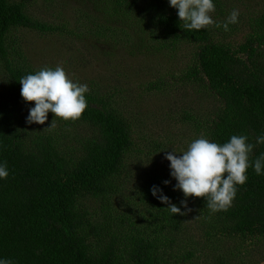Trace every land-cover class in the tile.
<instances>
[{"label": "trees", "instance_id": "trees-1", "mask_svg": "<svg viewBox=\"0 0 264 264\" xmlns=\"http://www.w3.org/2000/svg\"><path fill=\"white\" fill-rule=\"evenodd\" d=\"M31 1L64 11L69 0H60L62 6L56 5L59 0ZM105 1L113 17L129 20L126 28L107 24L88 0L82 8L70 7L72 19L81 14L89 21L83 30L35 17L27 0H0V74L6 76L3 83L10 85L8 94H0V162L6 161L10 170L6 179H0V257L12 258L15 264H187L195 255L193 250L176 255L182 247L184 214H172L169 205L152 194L154 185L177 206L187 199L183 212L196 208L211 216L208 235L214 230L263 244L264 175L248 169L247 182L237 186V196L226 211H211L205 197L186 198L182 190H174L177 181L170 175V161L165 158L159 163L160 156L155 163L150 161L154 154L169 151L168 141L134 138L133 125L112 94L91 89L86 94L88 107L79 119L58 117L65 127L83 126L86 132V136L78 133L71 146L59 130L32 128L33 123L26 122L33 101L22 97L19 79L38 70L29 65L27 49L20 44L23 31L67 33L76 39L101 36L116 44L125 42L136 53L162 54L166 62L153 75L151 88L195 86L214 100L198 118L190 117L195 133L186 140V148L202 134L221 143L234 134H246L254 143L256 136L264 134V12L253 31L238 42L222 26L184 29L178 9L169 0ZM215 4L218 17L232 11L225 7L226 1L215 0ZM151 23L162 35L150 30L142 36L144 25ZM136 40L142 48L135 47ZM184 44L195 46L192 57L180 51ZM182 61L187 65L182 66ZM177 142L175 136L171 138L173 149ZM261 153L264 144L254 149L251 159ZM132 155L136 162L125 170ZM143 168L144 179L136 181ZM165 180L171 183L166 185ZM119 193L123 201L116 207H132L130 215L120 216L122 224L129 226L128 233L114 230L106 213ZM94 202L99 206L93 207Z\"/></svg>", "mask_w": 264, "mask_h": 264}, {"label": "rangeland", "instance_id": "rangeland-1", "mask_svg": "<svg viewBox=\"0 0 264 264\" xmlns=\"http://www.w3.org/2000/svg\"><path fill=\"white\" fill-rule=\"evenodd\" d=\"M28 1L30 12L37 18L47 19L49 22L62 21L74 26L75 29H87L89 21L81 14L70 17V7L82 8V2L85 0L68 1L66 9L55 7L41 8L36 1ZM94 2L100 10L103 20L114 27H127L125 16H112L109 10V3L105 0H88ZM228 5L225 7L232 10H240L239 23L236 26L230 25L228 36L232 40L242 42L247 34H250L256 25V20L264 12V0H222ZM56 5H61L60 0ZM231 13V12H230ZM227 15L220 16L216 12L212 13L214 20L218 23L226 19ZM147 18H145V21ZM135 18L130 22L133 25ZM125 23V24H124ZM215 26V25H210ZM158 27L155 24L144 25L142 36H147L150 30L155 31L157 35ZM217 31V30H216ZM20 44L27 49L28 63L36 70L43 66L55 67L61 64L65 67L69 75L80 83H87L91 89H99L104 95L112 94L116 106L127 120L133 125L132 135L134 138L143 140L150 138L153 141H161L165 144L168 141V152H173L171 138L175 136L178 144H175L176 151L186 150V144L189 137L195 133L194 121L190 117L198 118L208 108L213 106L214 100L195 86L183 87L170 85L166 88H151L150 81L154 74L161 69V63L166 62L164 56L145 55L136 53L133 47H129L125 42L116 44L110 38L82 37L81 39L73 35L64 33L41 34L37 32L23 31ZM221 32V29L218 31ZM134 35L131 34L130 38ZM84 42H79L83 41ZM134 40L131 38V41ZM136 48H142L137 42H134ZM186 58L192 57L195 46L193 44L181 45L180 51ZM160 62V64H159ZM3 61L0 58V68ZM167 65V64H166ZM182 66L186 62L182 61ZM176 68V63L172 64L170 70ZM184 69V68H183ZM6 76L0 74V94H8L10 85H5ZM4 82V83H3ZM15 102H17L15 100ZM35 105V101L29 105L26 117L29 115V109ZM54 120L53 129L61 132V138L71 146L78 133L86 136L83 126L67 128L64 121L55 117V114L49 111L48 120L43 125L33 123L32 128H48ZM49 122V123H48ZM86 126V125H85ZM72 127V126H71ZM52 129V128H50ZM54 133V130H53ZM62 142V140H60ZM154 154L150 161L155 163L160 156L159 163L166 158L164 155ZM182 155V153H176ZM137 157L127 158L125 170L130 162H136ZM145 168V167H144ZM137 174L136 181H141L145 176V169ZM131 178H134L131 176ZM133 186V185H132ZM120 192V191H119ZM122 193L115 198L112 207L106 209L108 220L114 227V230L120 233H128L129 226L122 224L120 216L129 214L132 207H116V202L123 201ZM179 204V202H178ZM93 207L99 204L92 203ZM188 205V204H187ZM114 206V207H113ZM180 206V205H179ZM182 210L184 206H180ZM130 215V214H129ZM103 219V218H102ZM211 216L196 208L188 209L184 212V228L180 232L179 238H182L181 248L176 249V255H183L188 250L195 252L194 257L187 264H264V243L257 244L256 241H244L237 237H226L220 231H214L207 234L211 227ZM213 220V219H212ZM210 223V224H209Z\"/></svg>", "mask_w": 264, "mask_h": 264}, {"label": "clouds", "instance_id": "clouds-1", "mask_svg": "<svg viewBox=\"0 0 264 264\" xmlns=\"http://www.w3.org/2000/svg\"><path fill=\"white\" fill-rule=\"evenodd\" d=\"M169 4L178 9V17L184 22V29L189 31L205 29L209 25L222 26L225 31H230L229 26L239 22L238 8L231 11L222 25L214 20L215 0H169ZM19 81L25 101H35L26 117L28 124L35 122L43 125L48 120L49 111L55 117L74 121L88 107L86 94L90 92L89 85L74 79L61 64L43 66ZM54 127L53 120L48 128ZM260 144H264V134L256 136L254 143L246 134H234L223 143L202 134L193 139L186 150L166 152L165 157L170 161V175L177 181L174 190H182L186 198L205 197L207 207L213 212L226 211L237 196V186L247 182L248 169L253 168L258 176L264 175V153L254 161L251 159L254 149ZM9 174L7 162H0V179H6ZM169 183L170 180L164 181L166 185ZM152 194L168 204L172 214H184L180 206L171 203V198L162 188L154 185ZM181 204L187 209V199L182 200ZM0 264H15V261L0 257Z\"/></svg>", "mask_w": 264, "mask_h": 264}]
</instances>
